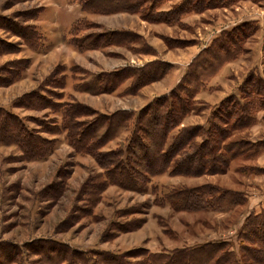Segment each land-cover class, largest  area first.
<instances>
[{
  "label": "rangeland",
  "instance_id": "obj_1",
  "mask_svg": "<svg viewBox=\"0 0 264 264\" xmlns=\"http://www.w3.org/2000/svg\"><path fill=\"white\" fill-rule=\"evenodd\" d=\"M182 1L165 2L157 11L167 14ZM74 5L77 4L72 0H0V108L54 142L52 153L39 161L26 159L15 146H0V245L18 247L20 253L12 257L16 261L13 264H47L35 253L40 241L45 240L62 242L81 252L116 255L138 249L171 252L212 241H229L239 253L238 234L244 220L255 211L262 212L264 200L260 199L258 210L251 212L244 207L227 213L177 212L163 202L173 188L205 185L211 180L220 182L219 176L225 174L189 178L165 173L153 178L142 193L108 185L105 170L94 156L78 153L70 145L60 107L75 103L85 106L83 114L91 112L88 121L95 119L94 111L107 115L121 110L138 114L156 98L170 94L186 75L187 72L164 94L165 78L173 69L167 61L179 56L175 49L198 43L200 54L223 32L246 22L261 24L245 47L253 48L249 61L260 64L262 69L252 70L257 75L250 81L264 80V0H234L223 7L186 13L174 23L147 22L142 13L92 14ZM2 19L17 28L33 26L40 37L29 45L19 37V30L1 28L5 22ZM72 24L81 27L75 34ZM160 25L169 28L157 27ZM113 31L131 32L137 40L128 45L89 46L96 36H108ZM239 60L245 58L236 61ZM155 62L168 65V74L133 90L135 78L129 72L147 70ZM251 66L243 69L244 79L240 82L235 72L220 77L215 82L219 85L216 93L214 89L211 93L206 91L210 84L207 83L202 92L215 104L198 100L202 92L199 93L196 100L206 108L200 115L187 117L183 126L207 124L225 99L240 97V87L252 76ZM164 69L161 66L159 73ZM111 73L118 74L113 84H119L118 89L108 93L112 82L106 81V75ZM103 80L109 85L107 92L100 90ZM245 91L252 90L248 86ZM33 101L43 107H33ZM192 116H200L197 120H202V124H185ZM241 132L237 131L231 141L242 139L243 135L238 134ZM129 137L130 130L124 131L101 151L116 150ZM243 161L231 163L228 173L235 182L243 179L244 174L238 169ZM221 183L230 184L231 180L221 178ZM244 194L248 203L249 195ZM34 245L35 249H29Z\"/></svg>",
  "mask_w": 264,
  "mask_h": 264
},
{
  "label": "trees",
  "instance_id": "obj_2",
  "mask_svg": "<svg viewBox=\"0 0 264 264\" xmlns=\"http://www.w3.org/2000/svg\"><path fill=\"white\" fill-rule=\"evenodd\" d=\"M168 1L171 0H72L84 12L142 13L145 21L154 23H174L186 13L200 12L212 6L223 7L234 0H183L167 14L158 12V8ZM2 20L5 22L1 28L19 30V37L29 45H33L35 37H40L33 26L17 28L11 21ZM259 28V24L246 22L223 32L193 60L182 81L170 94L156 98L138 114L125 110L110 115L94 111L92 115L96 116L95 119L88 121L86 118L91 112L83 114L87 107L76 103L60 105L63 129L68 133L70 145L78 153L94 156L105 170L108 185L140 193L147 190L153 178L165 173L189 178L224 175L233 161L258 158L264 153V141H231L237 131L255 126L259 122L258 115L264 111V80L250 81L257 71L250 72L252 76L240 87L241 96L225 99L213 111L207 124H183L187 117L200 115L205 110V106H199L197 95L205 90V86L211 83L226 63L236 61L246 53L245 42ZM79 29V24H74L72 32L75 34ZM107 35L96 36L89 46L128 45L137 40L131 32L113 31ZM161 66L166 69L159 73ZM167 66L155 62L147 66V70L130 71L129 75L135 78L133 90L148 81L165 77L168 74ZM112 73L106 75V81L112 82L108 93L118 89L119 83L113 84L118 74ZM106 81L104 84L103 80L100 85V90L104 92L109 86ZM248 86L251 93L245 91ZM36 106L43 107L34 103L33 107ZM127 130H130V137L126 142L116 150L101 151ZM0 146H15L26 159L39 161L46 160L52 153L54 142L43 138L38 131L30 130L19 117L0 108ZM251 171L257 173L260 170ZM163 202L177 212L227 213L246 205L247 196L242 192L205 184L173 188L165 195ZM237 242L239 253L235 252L229 241H212L171 252L152 253L138 249L119 255L81 252L55 240L40 241L39 249H35V245L29 246V249L34 248L47 264H264V210L253 212L244 220ZM19 253L16 246L0 245V264L15 263L12 257H17Z\"/></svg>",
  "mask_w": 264,
  "mask_h": 264
},
{
  "label": "crops",
  "instance_id": "obj_3",
  "mask_svg": "<svg viewBox=\"0 0 264 264\" xmlns=\"http://www.w3.org/2000/svg\"><path fill=\"white\" fill-rule=\"evenodd\" d=\"M74 6H77V8H79L78 5H74ZM72 25H74V24H72ZM259 26L261 28L260 23H259ZM157 27H164L165 29L169 28L167 26H162V25L157 26ZM181 31H183V30H181ZM141 34H143V33L141 32ZM246 49H247V51L245 53L246 56L241 57V59L245 58V60L244 61L239 60L240 62L233 61V62L226 64L223 67V69L217 74V76L211 81V83L209 84L208 90H206V91L211 93V92H213L212 89H214V93L218 92L217 86H219V85H215V82H217V80H219V78L225 74H231V73L235 72V74L237 75V80H239V82L244 79V73L245 72L242 73V71H244L243 69H245V67L251 66L253 64L252 61H249V59L251 60L253 58V56H251L252 55L251 50L253 48L248 47V45H247ZM174 51L177 54H179V56H178V58H176V60L167 61L168 63L173 65V69L168 74V76L165 78V81L167 82V84L165 87L166 89H164V91H163L164 94L170 92L177 85V83L181 80V78L187 72V68L189 67V65L199 55L200 49H198V43H197L193 46H190V47H187L184 49H175ZM249 69H251V71L252 70H255V71H259V70L261 71L262 70L261 65L258 63H254V65H252ZM204 94H205V92H202L201 94H199L198 100L204 101L208 104H215V102H213L211 99H208L207 97H205ZM263 118H264V112H261L259 114V122L255 126L248 128V129L242 131L241 133H238V134L243 135L241 138L250 140L252 142L264 141V120H263ZM197 119H201V117L200 116H192L186 120L185 124L186 123H188L189 125L195 124L193 122L202 124L203 121L202 120L198 121ZM238 134H237V136H238ZM238 169L240 170V172H242L244 174L243 179H238V181L235 182L231 179V175L228 173V174H225L224 176H219L220 182L213 181L210 179L211 181H209L208 184H213V185L215 184V185H219L220 187H222L224 189L246 193L247 195H249L248 196V203L246 205L238 208V209L240 210V209H243L244 207H247L248 210H250V211H251V209L254 211L258 210L260 207V204H259L260 199L264 200V193H262V191H264V153L261 156H259L258 158H256V160L254 159V160L243 161V165H239ZM251 169H258L261 172L254 173L251 171ZM246 173H248V174H246ZM215 177H218V176H215ZM215 177L205 176L203 178H215ZM221 178H225V179L229 178L231 180V183L230 184H223V183H221ZM205 182H207V181L205 180ZM253 182H254V184H253ZM198 186H202V184H199V185L194 186V187H198ZM261 195H263V196H261ZM248 213L246 214V216L248 215ZM244 218H246V217H244ZM244 218H243V220H244Z\"/></svg>",
  "mask_w": 264,
  "mask_h": 264
}]
</instances>
